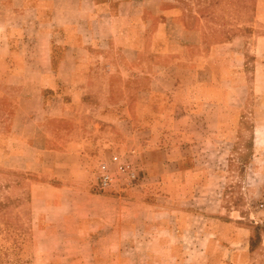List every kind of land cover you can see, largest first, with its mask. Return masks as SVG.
<instances>
[{"label":"crops","instance_id":"0c3cea01","mask_svg":"<svg viewBox=\"0 0 264 264\" xmlns=\"http://www.w3.org/2000/svg\"><path fill=\"white\" fill-rule=\"evenodd\" d=\"M187 12L180 0H0V60L47 61L38 90L63 93L31 120L41 148L20 139L35 151L26 170L45 193L34 199L44 209L34 215L33 250L51 253L49 264H211L212 236L242 229L220 218L223 161L234 153L221 126L238 124L236 96L254 84H239L245 71L217 61L233 58L237 41L207 45ZM25 44L40 52L23 56ZM103 164L137 179L102 191ZM217 188L219 217L195 209ZM216 258L229 264L225 253Z\"/></svg>","mask_w":264,"mask_h":264},{"label":"rangeland","instance_id":"374dc122","mask_svg":"<svg viewBox=\"0 0 264 264\" xmlns=\"http://www.w3.org/2000/svg\"><path fill=\"white\" fill-rule=\"evenodd\" d=\"M180 2L188 11L187 22L202 33L207 45L237 41L235 56L231 58L229 53L218 54L217 61L227 60L241 75L245 71L244 75L238 76L239 84H254L250 95L246 88L238 91V124L221 126L223 134V129H226L228 139L227 144H221V147L224 145L227 150L234 148V153L227 162L223 161L227 175L221 191L224 193L226 189V197L220 218L229 222L240 221L243 227L239 230L231 225L218 230V225L213 222L209 226L206 221L197 220L195 226L198 229L207 226L219 231L217 235L220 238L213 235L211 239L217 245V251L210 257L211 264L215 262V256L218 259L223 253L229 264H238V258H241L239 264H264V213L257 210L264 185V124H258L264 121V0ZM24 49L27 52L22 55L30 57L37 55L34 51L40 52V45L25 44ZM46 62L41 59L0 60V130L4 134L0 135V264L50 262L51 253L33 250L34 215L44 209L42 202L35 203L34 199L36 196L43 197L45 193L42 183L36 182L35 177L26 170L34 158V150L41 148L43 143L40 137H36L35 120H41L43 106L49 99L63 94L38 90L43 85L39 72ZM254 73L259 75L255 74L252 78ZM94 87L97 88L96 85ZM88 96L104 99L106 93L92 91L88 92ZM226 113L228 120H234L231 110ZM33 119L35 122L32 123ZM214 127L218 128V125ZM11 129L20 135H9ZM20 139H23L22 142L32 140L35 149H22ZM214 146L212 144V148ZM212 161L219 163L220 160L212 157ZM217 191L218 188L212 191L213 196L208 200L210 204L205 207L206 200L201 204L198 202L195 209L202 207L206 214L219 217L214 210V194ZM217 206H220L218 200ZM241 230H245V234ZM36 240L40 238L36 237ZM226 246L230 249H220H226ZM193 259L200 260L197 253Z\"/></svg>","mask_w":264,"mask_h":264},{"label":"built area","instance_id":"2783aa9c","mask_svg":"<svg viewBox=\"0 0 264 264\" xmlns=\"http://www.w3.org/2000/svg\"><path fill=\"white\" fill-rule=\"evenodd\" d=\"M113 162L117 163L118 159L114 158ZM119 179H124L128 185L134 183L137 176L127 166H119L115 172L111 171L106 164L99 167V186L101 190L111 189ZM257 210L264 213V185L261 189V198L257 205Z\"/></svg>","mask_w":264,"mask_h":264}]
</instances>
